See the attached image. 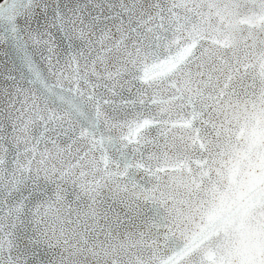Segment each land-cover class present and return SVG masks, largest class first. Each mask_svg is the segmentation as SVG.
Segmentation results:
<instances>
[{
    "label": "snow or ice",
    "instance_id": "6c2138e0",
    "mask_svg": "<svg viewBox=\"0 0 264 264\" xmlns=\"http://www.w3.org/2000/svg\"><path fill=\"white\" fill-rule=\"evenodd\" d=\"M93 7L62 21L68 38L85 44L63 65L43 41L52 76L77 65L76 96L44 79L0 111V264H35L29 253L42 245L60 250L56 264H213L180 232L169 185L199 171L226 106L264 99V0H94ZM17 11L10 0L0 3L10 25ZM68 184L77 202L87 198L85 209L72 207ZM104 189L134 208L151 205L147 231L121 239L102 229L95 205ZM31 225L24 243L21 230Z\"/></svg>",
    "mask_w": 264,
    "mask_h": 264
},
{
    "label": "water",
    "instance_id": "95a60500",
    "mask_svg": "<svg viewBox=\"0 0 264 264\" xmlns=\"http://www.w3.org/2000/svg\"><path fill=\"white\" fill-rule=\"evenodd\" d=\"M10 3H15L18 8L13 23L8 24L0 16V111L19 89H34L44 79L57 91L63 87L67 93L71 88V96H76L74 69L77 65L74 63L67 70L61 67L57 76H52L48 64L49 49L43 41H51L55 58L62 65L69 55L81 51L84 42L75 38L70 40L62 21L73 13L82 12L85 16L94 13V0H10ZM80 64L79 71L83 74L86 71L82 67L83 61ZM96 71L104 75L102 66ZM61 75L64 77L62 85L57 83V77ZM90 80L97 83L95 75ZM80 90L92 91L90 86L86 89L82 84ZM221 120L223 126L219 135L213 133L195 176L185 172L182 178L178 177L169 185L172 215L180 232L193 241L198 251L206 245L210 247L222 232L235 237L236 243L226 252L221 251L218 258L209 251L213 264H264V99L260 94L249 95L239 107L226 106ZM64 139L61 137V147H67L62 142ZM39 147L43 150L44 145ZM49 187L54 185L50 183ZM65 187L72 207L79 203V207L85 209L89 203L87 198L77 202L72 185ZM217 198L219 209L209 212L201 220L202 209L208 208ZM95 207L100 227L121 239L129 232L147 231L144 226L154 215L151 205L134 208L128 199L117 198L108 189L103 190ZM34 228L35 225L22 228L20 239L24 243ZM159 243L163 255V240ZM59 251L42 245L35 249L34 255L29 253L28 259L34 260L35 264H56Z\"/></svg>",
    "mask_w": 264,
    "mask_h": 264
},
{
    "label": "clouds",
    "instance_id": "9594fccd",
    "mask_svg": "<svg viewBox=\"0 0 264 264\" xmlns=\"http://www.w3.org/2000/svg\"><path fill=\"white\" fill-rule=\"evenodd\" d=\"M220 200L217 198L214 203H211L208 208L202 209L200 214V219L204 220V218L208 215L209 212L219 209ZM195 228V225L193 226ZM236 243L235 237L231 233H223L219 236L218 239H214L209 247L206 245L201 249V253H207L209 251L214 252L219 257L221 251H227L228 248L232 247Z\"/></svg>",
    "mask_w": 264,
    "mask_h": 264
},
{
    "label": "trees",
    "instance_id": "16d2710c",
    "mask_svg": "<svg viewBox=\"0 0 264 264\" xmlns=\"http://www.w3.org/2000/svg\"><path fill=\"white\" fill-rule=\"evenodd\" d=\"M3 0H0V3L2 2Z\"/></svg>",
    "mask_w": 264,
    "mask_h": 264
}]
</instances>
